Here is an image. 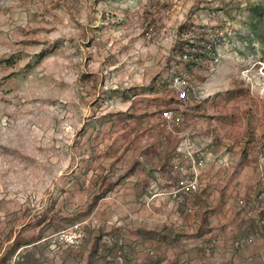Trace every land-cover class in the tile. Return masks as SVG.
Instances as JSON below:
<instances>
[{
	"label": "rangeland",
	"instance_id": "1",
	"mask_svg": "<svg viewBox=\"0 0 264 264\" xmlns=\"http://www.w3.org/2000/svg\"><path fill=\"white\" fill-rule=\"evenodd\" d=\"M190 25L224 35L187 72L174 48ZM10 56L0 264H264V0H0ZM176 70L201 99L170 131ZM189 134L217 179L178 205L157 194ZM76 224L80 243L54 246Z\"/></svg>",
	"mask_w": 264,
	"mask_h": 264
},
{
	"label": "built area",
	"instance_id": "2",
	"mask_svg": "<svg viewBox=\"0 0 264 264\" xmlns=\"http://www.w3.org/2000/svg\"><path fill=\"white\" fill-rule=\"evenodd\" d=\"M208 30V28L200 27L189 34L187 37L188 44L181 55L183 61L192 62L199 66L202 63L203 55L215 56L214 51L217 52V46L222 42L224 32L216 30L208 33L210 31ZM199 45L201 46L199 47ZM172 88L176 95L177 104L161 113L162 125L170 131L175 127L184 125L183 113L190 105L201 99L196 93L192 81L183 72L173 76ZM193 137V134L184 136L177 149L180 158H175L169 168V177L171 181H175L174 184L166 192L157 194L168 197L178 205L191 199L200 190L201 171L207 163L205 157H201L195 151L196 144ZM81 237V225L76 224L60 232L52 243L54 246L74 247L80 243ZM251 241V239L242 240L240 244H248ZM211 245L214 246V242Z\"/></svg>",
	"mask_w": 264,
	"mask_h": 264
},
{
	"label": "trees",
	"instance_id": "3",
	"mask_svg": "<svg viewBox=\"0 0 264 264\" xmlns=\"http://www.w3.org/2000/svg\"><path fill=\"white\" fill-rule=\"evenodd\" d=\"M153 7H156V6H153ZM253 13H254V16L256 17V18H258V21H257V24L256 25H254L253 26V28H258V24H259V22L261 23V21H262V19H261V15H258L257 14V10L256 9H254V11H253ZM193 30H194V26L193 25H190V26H187V27H185L184 29H181L180 30V32H179V40H177V44L175 45V48H174V52H175V54L176 55H179V62H180V65L182 66V67H184L183 69H184V71H187L188 72V70L189 71H192L194 68H197V67H199V66H203L204 64H201V65H197V64H194V63H192V62H187V61H183L182 60V57H181V55L183 54V52H184V49L186 48V46H187V37L189 36V34L191 33V32H193ZM192 45V44H191ZM201 45H199V47H200ZM174 52H173V54H171V56L172 55H174ZM215 52V55H216V51H214ZM49 52L47 51V50H45V51H43L40 55H39V57L40 58H42V57H44V56H46L47 54H48ZM175 55V56H176ZM203 60H205V63L207 64V63H209V62H211V63H213L214 62V60H215V56H212V55H203ZM209 62H208V61ZM2 63H4V64H6L7 66H12L14 63H15V60H14V57L13 56H10V57H8V58H1L0 59V64H2ZM204 66H208V65H204ZM203 66V67H204ZM177 72H176V74H179V73H181V72H183V73H185L184 71H182V70H176ZM204 71H206L205 69H204ZM12 75H16V74H12ZM8 77V76H7ZM170 81H171V79H169ZM169 80H168V82L166 81L165 82V84L167 85L168 83H170L169 82ZM123 94H124V96L126 95V92H123ZM175 104H172V105H170L168 108H170V107H172V106H174ZM190 107V106H189ZM114 115H112V116H108V117H103V119H105V120H101V119H97V122H100V120L101 121H112L113 119H114ZM159 118H161V114H160V117ZM102 123V122H101ZM90 127L93 129L94 128V125L92 124H90ZM119 248H121V247H119ZM110 251V250H109ZM120 252V253H119ZM118 253H119V255L120 256H123V253H122V250L120 249V251H119ZM19 261V256H17V258H15V259H13V260H11L10 261V263L9 264H16L17 262Z\"/></svg>",
	"mask_w": 264,
	"mask_h": 264
},
{
	"label": "crops",
	"instance_id": "4",
	"mask_svg": "<svg viewBox=\"0 0 264 264\" xmlns=\"http://www.w3.org/2000/svg\"><path fill=\"white\" fill-rule=\"evenodd\" d=\"M201 154H202L203 158L205 157V159L207 160V163H206L205 167L201 171V187H202L204 185V183H205V180H204L205 177L208 176L210 178V180H212V179H215L216 180L217 179L216 178L217 175L215 176V175H212L211 173H209V172L212 171V168H214L213 160L209 156L210 153H205V154L204 153H201ZM160 181L161 182H159V185H160V189H162V190H166V189H168V188H170L172 186V183H171L172 181L170 180V177L167 180L165 178V180H160ZM201 187H200V189H201Z\"/></svg>",
	"mask_w": 264,
	"mask_h": 264
}]
</instances>
